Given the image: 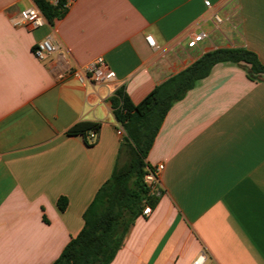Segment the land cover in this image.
Wrapping results in <instances>:
<instances>
[{"label":"crops","instance_id":"1","mask_svg":"<svg viewBox=\"0 0 264 264\" xmlns=\"http://www.w3.org/2000/svg\"><path fill=\"white\" fill-rule=\"evenodd\" d=\"M208 1L67 0L61 19L32 29L15 23L33 0H0V264H52L81 231L95 193L125 162L117 89L136 105L221 48L264 64V0ZM199 32L207 37L188 48ZM47 37L56 51L40 61L33 49ZM98 57L112 81L66 75ZM146 162L163 165V193L110 264H190L200 251L216 264H264V76L213 66L172 104Z\"/></svg>","mask_w":264,"mask_h":264},{"label":"trees","instance_id":"2","mask_svg":"<svg viewBox=\"0 0 264 264\" xmlns=\"http://www.w3.org/2000/svg\"><path fill=\"white\" fill-rule=\"evenodd\" d=\"M33 2L50 24L67 11L66 0H58L57 5L47 0ZM225 62L242 66L252 80L264 76V64L254 52L245 48H221L204 53L190 66L155 86L136 105L122 88L115 91L111 105L116 121L123 126L125 136L121 150L126 149L129 159L123 164L117 162L109 179L85 209L81 231L52 264L111 263L143 209L153 208L160 198L149 194L144 177L151 170L146 155L168 110L199 80L208 76L213 66ZM66 206V198L60 197L58 210L63 212Z\"/></svg>","mask_w":264,"mask_h":264},{"label":"built area","instance_id":"3","mask_svg":"<svg viewBox=\"0 0 264 264\" xmlns=\"http://www.w3.org/2000/svg\"><path fill=\"white\" fill-rule=\"evenodd\" d=\"M50 4L57 5L58 0H49ZM206 8L211 7V3L208 0H202ZM67 7V0H66ZM213 20L216 25L222 22V19L217 15H214ZM27 24L32 29L41 28L45 24V18L39 8L36 5H31L21 12V20L15 23ZM207 37L206 33L199 32L192 36L191 40L187 43L188 48L197 46L198 43L202 42ZM146 41L152 48H156L155 42L152 37L147 36ZM56 51V46L52 42L50 37H47L39 41L33 49L34 56L40 60H45L49 55ZM66 75L74 78L79 84L85 85L87 83H106L114 79L115 74L111 71L102 57L96 58L89 65L82 68H71L66 72ZM118 136H124V130L122 125H119L116 129ZM95 133L90 132L88 139L90 141L95 140ZM163 170V165H157L152 167L151 170L147 171L144 177L145 184L148 188L149 194L154 197H160L163 193L159 185L160 174ZM151 213L149 206L145 207L142 211L143 216H148ZM190 264H216L205 251H200L195 259Z\"/></svg>","mask_w":264,"mask_h":264},{"label":"rangeland","instance_id":"4","mask_svg":"<svg viewBox=\"0 0 264 264\" xmlns=\"http://www.w3.org/2000/svg\"><path fill=\"white\" fill-rule=\"evenodd\" d=\"M129 156H130L129 153L127 152V153H126V157H125V161H128Z\"/></svg>","mask_w":264,"mask_h":264}]
</instances>
